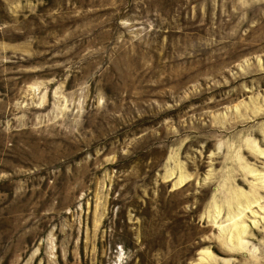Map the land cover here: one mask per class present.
Masks as SVG:
<instances>
[{
	"label": "rangeland",
	"instance_id": "374dc122",
	"mask_svg": "<svg viewBox=\"0 0 264 264\" xmlns=\"http://www.w3.org/2000/svg\"><path fill=\"white\" fill-rule=\"evenodd\" d=\"M0 264H264V0H0Z\"/></svg>",
	"mask_w": 264,
	"mask_h": 264
}]
</instances>
